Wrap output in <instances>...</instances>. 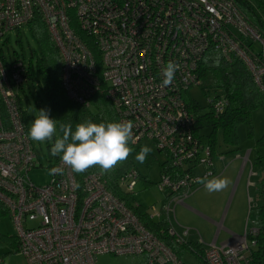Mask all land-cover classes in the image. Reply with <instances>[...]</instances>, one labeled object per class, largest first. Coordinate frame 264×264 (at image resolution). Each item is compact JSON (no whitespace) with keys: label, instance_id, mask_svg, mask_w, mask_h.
Listing matches in <instances>:
<instances>
[{"label":"built area","instance_id":"1","mask_svg":"<svg viewBox=\"0 0 264 264\" xmlns=\"http://www.w3.org/2000/svg\"><path fill=\"white\" fill-rule=\"evenodd\" d=\"M37 14L60 54L69 98L88 105L100 91L112 103L118 122L134 123L133 145L148 139L174 166L205 165L201 176L187 173L174 179L161 174L158 188L171 197L159 209L147 208L148 219H165L168 234L180 245L189 228L175 232L170 201L183 203L198 186L197 177L215 173L207 160L209 145H201L193 134L194 117L184 95L201 84L200 62L213 53L226 61L240 59L264 94V33L248 22L234 0H0V38ZM169 61L180 68L172 84L164 86L162 69ZM26 72L23 60L8 63L0 49V203L14 222L17 251L26 264H99L101 254L138 255L139 264H180L99 174L78 180L58 156L46 184L30 179L36 156L17 93ZM214 108L221 111L223 102L216 101ZM57 167L62 174H52ZM138 176L131 169L119 180L126 192L134 189ZM257 233L258 227L249 222L243 236L219 245L213 240L202 253L203 261L264 264V254L256 250ZM0 264L7 263L0 259Z\"/></svg>","mask_w":264,"mask_h":264},{"label":"rangeland","instance_id":"2","mask_svg":"<svg viewBox=\"0 0 264 264\" xmlns=\"http://www.w3.org/2000/svg\"><path fill=\"white\" fill-rule=\"evenodd\" d=\"M259 1L262 2L261 13L264 16V0ZM254 46L257 47L258 43H254ZM0 49H2L3 56L8 63L19 59L23 60L26 66L30 60L33 63L36 61L39 51L36 41L25 26L5 32L0 38ZM38 80L39 75L36 72L33 80L24 82L17 89L22 107L27 113L29 128L41 109L49 110L50 118L56 120L55 113ZM204 86L211 87L208 93H204L200 87H192L186 94L187 97L200 104L202 112L208 110L210 99L223 94L221 88L212 87L208 82L204 81ZM56 127L58 130L57 121ZM201 132L203 135H208L211 132V127L206 126L202 128ZM236 133L238 145L231 147L223 143L221 132H217V152L221 156L213 160L215 173L208 177L209 179L223 177L230 181L226 189L216 192L218 194L216 199L218 200L213 206L212 215L218 220L219 224H209L192 215H186L177 207L180 203L170 201V219L175 232L182 234L184 228H189V233L185 235V241L201 239L204 249H207L213 240L219 245L223 240L229 239L231 235L227 229L231 228L232 224L238 223L241 225L238 235L239 237L243 236L249 208L254 210L258 204L264 202V107L257 106L254 108L249 122H240L236 127ZM202 141L205 142L206 137H203ZM53 142H34L31 140L36 157L35 167L29 171L28 175L37 185H44L50 179V167L57 157L51 154ZM140 143L152 149L150 154L154 156V160L150 165H147L139 163L135 158V153L131 155V158L140 175L152 183H144L143 179L139 178L133 189L132 197L134 203L152 211L153 207L156 209L161 207L162 199L166 195L165 192L159 190L157 183L160 177V163L165 161V153L159 151L156 145L148 139H143ZM249 149L248 160L244 161L245 152ZM205 172L206 169L203 163L194 166L196 176H201ZM201 187L203 185L198 184L190 191L189 195ZM253 217L252 212L250 224L255 226L256 223ZM15 234L16 228L10 215H0V235L14 236ZM141 258L138 255L101 254L97 256V262L99 264H139ZM181 258L185 264H206L199 256L188 249L184 251ZM0 259L7 264H26L24 256L17 251V248L7 243H0Z\"/></svg>","mask_w":264,"mask_h":264},{"label":"trees","instance_id":"3","mask_svg":"<svg viewBox=\"0 0 264 264\" xmlns=\"http://www.w3.org/2000/svg\"><path fill=\"white\" fill-rule=\"evenodd\" d=\"M234 1L243 12L248 22H250L257 30L264 33V16H262L261 13L262 2L259 0ZM24 26L27 27L39 48L36 61L33 63L32 60H30L27 65V79L25 82L33 80L35 78V73H38V83L55 113L58 130L61 124H71L73 129H75L77 123L86 121H92L94 123L118 122L117 114L112 103L100 91H97L92 95L89 99L88 105L76 102L74 99L67 96L62 83V60L40 15L37 14L36 17ZM93 50L98 62V52L94 48ZM217 57H219L218 64L216 63ZM198 76L201 78V84L198 87H200L204 93H208L209 88H211L210 86H204V81L210 83L212 87L221 88L223 92L222 95H217L209 100L208 110L206 112H202V108L197 101L186 96L191 88L184 95L186 96L185 102L187 109L194 117V123L192 124V130H194L193 134L198 138L201 145H209L210 153L209 156H207V160L211 162L209 167L214 171L212 162L215 158L221 156L217 152V132H221L223 143L226 146H237V125L240 122H249L252 110L257 106H262V103H264V94L258 89L245 64L237 57L226 61L218 54H207L200 62ZM218 100L223 102V109L221 111H217L214 108V103ZM18 102L22 110L25 127L28 133L29 126L27 113L22 107V102L19 96ZM206 126L211 127V132L208 135H203L201 130ZM203 137H206L205 142L202 141ZM129 146L134 150L130 153L127 160L120 162L114 170L101 175L100 167L96 165L83 173L74 172L77 179L80 180L83 176L89 173L99 174L105 187L118 196L119 199L125 201L129 207L133 208V212L138 215L144 225L170 247L180 264H185L182 261L181 256L187 249L203 260L202 253L204 248L198 240L185 241L184 239L180 245L176 244L174 241L175 237L167 232L169 227L165 219L149 220L147 217L148 209L137 203H133V190L126 192L120 184L119 180L131 169L137 171L139 175L138 179L142 178L144 183L147 184L152 183L140 175V172L131 158L133 153L136 155L139 153L143 145L141 143L136 145L130 143ZM57 158L58 156L56 159ZM153 160L154 156L149 153L144 163L150 165ZM194 162H196L195 159ZM194 166L193 163L185 167L174 166L170 162L167 154H165V161L160 163V175L164 173L177 179L181 175L187 173L193 174ZM170 197L171 193H166L162 202L168 201ZM252 212L254 214L253 218L256 226L258 227V233L255 236L258 242L256 250L262 255L264 254V202L259 204L254 210L249 208L246 224H249ZM5 214H8V210L2 203H0V215ZM0 243H7L13 247H18L16 234L14 236L0 235Z\"/></svg>","mask_w":264,"mask_h":264},{"label":"clouds","instance_id":"4","mask_svg":"<svg viewBox=\"0 0 264 264\" xmlns=\"http://www.w3.org/2000/svg\"><path fill=\"white\" fill-rule=\"evenodd\" d=\"M216 63H219L217 57ZM179 64L169 61L162 69L163 85L172 84ZM132 121L101 122L86 121L77 123L75 129L71 124H61L59 132L56 120L50 118L49 110L41 109L32 121L27 138L34 142H53L51 154L59 156L62 163L75 173H83L89 168L98 165L100 174L114 170L120 163L127 160L134 150L129 144H135ZM55 137V139H54ZM152 149L143 146L136 155V160L143 164ZM52 174H62V168H53ZM196 183L202 184L209 193L220 192L226 189L230 181L223 177L207 176L196 178Z\"/></svg>","mask_w":264,"mask_h":264},{"label":"crops","instance_id":"5","mask_svg":"<svg viewBox=\"0 0 264 264\" xmlns=\"http://www.w3.org/2000/svg\"><path fill=\"white\" fill-rule=\"evenodd\" d=\"M217 196L218 194L216 192L209 193L203 186L197 189L191 195L187 196L184 202L178 204L177 207H179L181 212L185 213L186 215L187 214L192 215L193 217L205 221L206 223L209 224L210 223L219 224L218 220L214 218V215H212V212L214 211L213 206L218 200L216 199ZM241 223H242V218H241ZM240 229H241V225H239L238 223H235L234 225L232 224V227L227 229L231 237L227 240H223L222 243L233 241L237 237H239L238 234L240 233L239 232Z\"/></svg>","mask_w":264,"mask_h":264}]
</instances>
